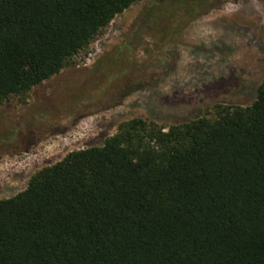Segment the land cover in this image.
Here are the masks:
<instances>
[{
  "label": "trees",
  "instance_id": "trees-1",
  "mask_svg": "<svg viewBox=\"0 0 264 264\" xmlns=\"http://www.w3.org/2000/svg\"><path fill=\"white\" fill-rule=\"evenodd\" d=\"M140 0H0V107ZM0 264H264V80L251 106L131 119L0 199Z\"/></svg>",
  "mask_w": 264,
  "mask_h": 264
},
{
  "label": "rangeland",
  "instance_id": "rangeland-1",
  "mask_svg": "<svg viewBox=\"0 0 264 264\" xmlns=\"http://www.w3.org/2000/svg\"><path fill=\"white\" fill-rule=\"evenodd\" d=\"M264 80V0H140L72 65L0 107V199L135 118L164 127L251 106Z\"/></svg>",
  "mask_w": 264,
  "mask_h": 264
}]
</instances>
